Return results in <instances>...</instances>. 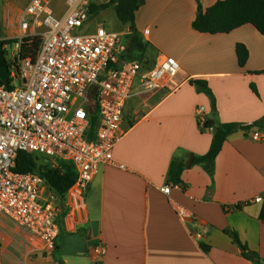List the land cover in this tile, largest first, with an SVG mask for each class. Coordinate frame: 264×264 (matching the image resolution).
Segmentation results:
<instances>
[{"label":"crops","instance_id":"1","mask_svg":"<svg viewBox=\"0 0 264 264\" xmlns=\"http://www.w3.org/2000/svg\"><path fill=\"white\" fill-rule=\"evenodd\" d=\"M58 1L52 8L61 16ZM196 1L145 0L136 11L142 57L151 64L161 54L176 59L180 85L134 92L113 164L100 165L84 193L71 187L57 200L65 216L52 253L24 261L20 231L0 216V264H264V143L250 139L264 132V74L257 73L264 70V36L249 24L228 34L194 31ZM216 1L198 0L203 9ZM236 43L248 51L244 67L237 64ZM191 81L205 83L211 96ZM199 107L213 127L201 126ZM222 124L248 129L227 137L207 171L193 160L207 153ZM172 161L185 168L180 188L166 195L160 188L168 185ZM45 193L54 195L47 187ZM256 197L261 201L254 203ZM177 207L189 217L181 218Z\"/></svg>","mask_w":264,"mask_h":264},{"label":"built area","instance_id":"2","mask_svg":"<svg viewBox=\"0 0 264 264\" xmlns=\"http://www.w3.org/2000/svg\"><path fill=\"white\" fill-rule=\"evenodd\" d=\"M50 2L29 0L18 15L15 42L0 45L5 59L1 66L8 69L7 79L0 81V216L20 231L21 245L27 247L24 261L55 250L59 207L57 198L45 193L39 175L13 171L17 154H39L54 169L71 164L76 173L72 187L84 193L99 166L113 164L125 106L134 92L173 91L180 85V66L173 57L158 55L152 65L144 58L122 59L125 37L104 25L79 34L92 18L90 0H63L61 16ZM32 38H40L38 51L22 57V41ZM5 40L0 37V44ZM93 108L97 126L88 138ZM202 113L199 107L201 126ZM250 139L264 143V132H253ZM172 188L180 185L160 190L168 195ZM176 211L183 219L189 217L182 207ZM94 253L102 259L101 247Z\"/></svg>","mask_w":264,"mask_h":264},{"label":"trees","instance_id":"3","mask_svg":"<svg viewBox=\"0 0 264 264\" xmlns=\"http://www.w3.org/2000/svg\"><path fill=\"white\" fill-rule=\"evenodd\" d=\"M145 3V0H108L99 4L91 2L90 12L93 16L98 15L101 11L112 8L118 21L127 27L125 34V43L127 51L121 58H144L142 57V44L137 37L135 31V13ZM196 13L191 23V28L201 34H228L233 30L244 26L252 25L257 32L264 36V0H218L210 7L203 9L196 1ZM15 40L8 39L1 42L2 45H10ZM40 38L24 39L21 46L22 57H33L39 49ZM130 43V46L127 44ZM129 47L134 48V52L129 54ZM235 55L239 67H244L248 59V51L242 43H236ZM5 64V59L0 54V65ZM148 65H152L148 63ZM264 74V70L257 72ZM199 92H205L209 96L211 93L205 86V83L200 81H191ZM95 109L93 108L90 113L88 138L94 137V132L97 126V118ZM125 113V112H124ZM126 117V116H125ZM214 123L211 121H204L203 127H213ZM239 127L235 124H222L215 127L209 149L203 156L194 158V163L203 164L207 171H211L213 161L220 152L223 143L227 137L235 132ZM239 129L246 130L247 127ZM185 168L182 161H172L168 170L167 184H179L181 182V173ZM16 173L27 174L34 173L39 175L45 186L51 190L57 200L60 202L64 194L74 185L76 180V173L73 166L68 163H62L58 169L51 168L47 162L40 163L38 157L34 154L19 152L15 159V167L13 169ZM65 210L60 205L58 214V223L63 220ZM236 242L235 235L232 236ZM200 248L206 252L208 247L204 244ZM244 257L249 258L246 254ZM253 259V258H252ZM257 264V263H255Z\"/></svg>","mask_w":264,"mask_h":264},{"label":"rangeland","instance_id":"4","mask_svg":"<svg viewBox=\"0 0 264 264\" xmlns=\"http://www.w3.org/2000/svg\"><path fill=\"white\" fill-rule=\"evenodd\" d=\"M29 0H0V37L1 39H14L16 36V27L18 15H20L21 11L26 6ZM94 2L95 0H91ZM50 4L52 7H58L60 2L58 0H51ZM114 24V25H113ZM96 25H104L109 30L117 32L122 37H125V31L123 25L118 23L114 16V12L111 8L106 9L98 13V15L93 16L91 18L90 25L87 27L88 29L84 32H80L79 34H89L93 31ZM130 46V43H127ZM11 52L13 49L10 48ZM134 48L129 47V54L132 55L131 52H134ZM38 157L40 163L47 162V159L42 157L39 154H35Z\"/></svg>","mask_w":264,"mask_h":264},{"label":"water","instance_id":"5","mask_svg":"<svg viewBox=\"0 0 264 264\" xmlns=\"http://www.w3.org/2000/svg\"><path fill=\"white\" fill-rule=\"evenodd\" d=\"M8 77V69L6 66L0 65V81L6 80Z\"/></svg>","mask_w":264,"mask_h":264}]
</instances>
